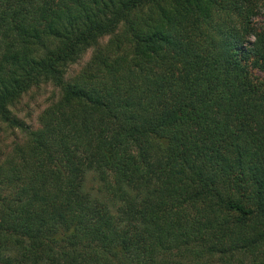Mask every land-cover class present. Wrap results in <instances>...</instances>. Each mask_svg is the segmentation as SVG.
I'll use <instances>...</instances> for the list:
<instances>
[{
  "label": "trees",
  "instance_id": "obj_1",
  "mask_svg": "<svg viewBox=\"0 0 264 264\" xmlns=\"http://www.w3.org/2000/svg\"><path fill=\"white\" fill-rule=\"evenodd\" d=\"M260 14L0 0V124L26 131L0 160V264H264ZM45 82L60 94L28 129L10 107Z\"/></svg>",
  "mask_w": 264,
  "mask_h": 264
},
{
  "label": "rangeland",
  "instance_id": "obj_2",
  "mask_svg": "<svg viewBox=\"0 0 264 264\" xmlns=\"http://www.w3.org/2000/svg\"><path fill=\"white\" fill-rule=\"evenodd\" d=\"M256 26L264 23L262 14L254 18ZM107 36L99 39L100 43H104ZM91 48H87L79 59L68 65L66 77L76 74L81 67L87 62L91 54ZM252 73L264 80V74L254 68H250ZM60 94V91L50 82L40 83L32 86L10 107L11 114L25 125L28 129H36L39 127V116L41 112L52 102H54ZM26 131L20 127L8 126L0 124V160L7 155L16 143L24 141ZM85 186L89 187L94 184L90 174L85 178Z\"/></svg>",
  "mask_w": 264,
  "mask_h": 264
}]
</instances>
